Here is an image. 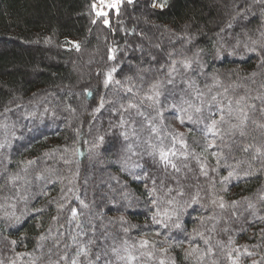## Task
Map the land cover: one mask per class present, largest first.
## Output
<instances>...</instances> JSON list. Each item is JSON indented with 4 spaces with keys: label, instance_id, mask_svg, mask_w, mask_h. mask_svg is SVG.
<instances>
[{
    "label": "trees",
    "instance_id": "obj_1",
    "mask_svg": "<svg viewBox=\"0 0 264 264\" xmlns=\"http://www.w3.org/2000/svg\"><path fill=\"white\" fill-rule=\"evenodd\" d=\"M92 3L0 0V141L4 142L0 186L19 174L21 197H26H16L10 201L14 207H8L3 195L14 196L11 186L0 195V264H50L61 252L73 254L74 247L65 248V244L74 246L89 239L95 241L90 245L93 252L102 247L109 250L97 263L127 264L110 252L117 247L126 255L127 247L139 257L131 264H158L163 248L168 249L170 262L191 264L185 250L194 229L210 243L205 245L198 235L193 243L201 250L213 249L212 254L203 253V264H233L229 255L238 254L244 264H264L261 160L251 162L238 153L237 158L244 161L241 174L224 184L221 179L228 175L227 167L209 171V179L200 175L195 159L171 157L181 171L166 169L159 160V148L171 147L175 134L200 154L203 125L185 117L184 123L179 120L183 130L178 131L170 122L166 108L180 103L179 77L175 96L167 85L162 90L159 114L148 102L140 104L147 85L161 76V66L167 71L168 54L178 58L189 48L201 51L203 71L198 75L197 69L194 76L201 88L206 80L211 83L210 75H216L225 85H240L238 92L247 89L253 96L264 95V67H258L261 57L243 47L244 43L252 46V40L264 41L260 6L253 0H167L162 8H155L151 0L131 4L122 0L119 15L112 12L110 26L105 27L100 21L91 23ZM237 40L241 41L239 55L225 51L215 56L219 44L228 49ZM147 46L151 49L144 54ZM110 48L115 49L112 60L108 59ZM110 71L112 79L105 87ZM129 102L138 107L129 108ZM153 121L159 129L156 134L149 127ZM253 137L260 142L264 130L250 126L247 140ZM175 151L179 155L184 149L176 143ZM204 155L207 165L215 167L216 160ZM254 169L261 170L243 175L244 170ZM153 180L156 187L163 180L168 187L184 191L183 197H177L186 202L180 228L153 223L152 214L157 211L149 196ZM197 193L200 199L192 203ZM221 198L225 209L218 206ZM72 209L77 211L76 221ZM12 213L20 220L12 218ZM212 215L215 219H205L202 226L201 218ZM213 225L215 231H210ZM141 240L149 241L147 249H139ZM57 241L59 248L54 247ZM179 242L183 243L176 247ZM142 251L152 252L154 258L140 256ZM90 258L94 260V255Z\"/></svg>",
    "mask_w": 264,
    "mask_h": 264
},
{
    "label": "snow or ice",
    "instance_id": "obj_2",
    "mask_svg": "<svg viewBox=\"0 0 264 264\" xmlns=\"http://www.w3.org/2000/svg\"><path fill=\"white\" fill-rule=\"evenodd\" d=\"M129 4L133 0H127ZM122 0H93L91 5V10L93 13V19L91 23L93 25L97 24L98 21L102 22L105 27L110 26V14L112 11H115L119 15L121 8ZM253 4L259 5L261 9V16H264V0H253ZM155 7V4L153 5ZM163 7V4H161ZM251 10V6H249ZM242 14V13H240ZM231 25H229L230 27ZM264 26V25H262ZM223 31V29H221ZM261 36H264V32H261ZM251 39V38H250ZM190 42V41H189ZM241 46V41L237 40L234 45H231L230 48L226 49L225 44L221 43L215 50V56L219 58L221 54L225 51L229 55H239L237 51ZM78 50V45H76ZM243 47L249 53H256L261 57L258 67H264V41L252 40V46H249L247 43H244ZM115 49H109L110 55L108 56L109 60L114 59V56L111 53H114ZM170 62L167 65V71H164V66H161V76L153 80L149 85H147V91L142 94V99L140 104L143 105L145 102H148V106L152 107L154 110H157L159 114V108L163 106L162 101L160 100L161 95L163 94L162 90L165 88V85L169 86V93L173 96L176 95L177 88V78L179 77L180 81V103L177 105L173 104L174 107H178L181 123H184L185 117L188 121L202 124L203 127L200 129V133L203 135V145L201 146V153L197 154L195 150H190L187 142L182 136H177L173 134V141L171 147H161L159 148V160L167 169H171L179 173L181 171L180 167L170 159L171 157L183 158L184 160H189L190 158L195 159L200 168V175L209 178V171L216 172L220 167H227L229 169L228 175L221 179V184H224L225 181L229 180L232 177H238L241 172L240 168L244 161L237 158L238 153H243L248 156L251 162H254L258 159L261 160V169H264V137H262L260 142H255V137L253 141H248V130L251 126L253 130H264V95L257 94L253 96L250 94V90H245L243 92H238L236 89L240 85L229 83L225 85L218 76L213 75L211 83H204V87L201 88L197 81L194 79L196 70L199 69L203 71V63L201 61V51L192 52V50L186 49L179 54V58L176 57L173 53H169ZM112 71H115L113 69ZM191 73V75H190ZM206 75V74H205ZM255 75V73H253ZM112 79V72L107 73V78L104 81L105 87L108 86L109 82ZM119 83V81H117ZM264 87V85H261ZM206 89V91H205ZM222 89V90H221ZM127 91L132 92L133 89L129 88ZM136 93H134L135 95ZM259 101V104L256 102ZM129 108H137L138 106L129 102ZM140 115H144L143 112H139ZM123 123V121H122ZM153 134H156L159 129L155 127L154 121L149 124ZM239 136L240 139L236 140V137ZM179 143L181 148L184 149L183 152L177 153L175 151V145ZM4 145L0 144V148H3ZM214 149L213 151H210ZM207 153L213 159L216 160L215 167H209L206 163ZM150 155H155V153H150ZM249 163L248 168L252 169L253 164ZM31 163V162H29ZM184 167L187 168L188 165L184 164ZM261 169H254L253 171L244 170L243 175L249 176L254 174L255 171H260ZM191 170V169H189ZM40 177L38 176L37 179ZM22 178L19 174L9 176L7 178V185L0 186V195L4 193V188L11 186L14 191V196L3 195L5 201H9L7 204L8 207H14L11 200L16 197H21L20 187L18 186V181ZM27 183V181H25ZM177 183H179V178L177 177ZM154 187L149 190V196L151 204L154 208L157 209L152 214V221L155 224H161L165 228L169 227L171 224L172 227L180 228V215L184 211L186 206L185 203H181L177 197H183L184 191L179 188L168 187L164 181L160 182V186L156 187V181L153 180ZM215 182H213V187ZM225 190H227L225 188ZM174 193V194H173ZM26 199V197H21ZM261 200L264 201V195H262ZM200 199L199 193L192 197V203L198 202ZM213 205L217 204L216 199L211 201ZM220 209H225V204L222 202L219 203ZM231 207L236 208V202H233ZM249 207L253 205L249 204ZM37 211H40L37 209ZM77 215L76 210L72 209V217L75 218ZM233 216L237 215L235 211L232 213ZM12 218L16 221H19L21 217L15 216V213L11 214ZM3 217H0L2 219ZM55 220L56 218L53 217ZM215 219V216H208L201 218V225L203 226L204 220ZM120 222L123 225L125 221L123 217L120 218ZM79 227V225H77ZM127 232V228L124 229ZM210 231H215V225H213ZM227 231V229H224ZM195 235L188 238L189 247L185 250V259L190 260L191 264H203V253L212 254L213 249L207 247L206 249L201 250L197 244L193 243L195 236L198 235L204 239V244L209 245V239L204 238V233L199 232L194 229ZM60 235H63L62 233ZM155 235L160 236V232H156ZM41 240H44L45 237L41 236ZM73 240L76 237H72ZM15 244V241L12 242ZM95 243L94 240L89 239L87 243L68 245L65 244V248L74 247L73 254L69 256L66 252H61L59 258L56 261H51L50 264H60V261H64L65 264H97L101 262L104 257L109 255V250L107 248H101L99 251L93 252V249L90 247ZM181 243H176V247H180ZM127 244V241H125ZM139 249H147L149 246L148 240L139 241ZM54 247L59 248V241L54 243ZM135 248L136 245L134 244ZM153 247L157 245L153 244ZM169 247H172L170 244ZM123 251L126 255H121V249L117 247H112L110 249L111 255L115 256L119 261H125L127 264H131V261L138 259L139 257L132 255L128 248L125 247ZM161 258L158 261V264H174V261L169 260L168 249H160ZM94 255V260L91 259ZM251 255V253H249ZM140 256H147L149 259L154 258L152 252L142 251ZM229 259L232 257L229 255ZM108 264H112L111 261ZM253 264H256L254 261Z\"/></svg>",
    "mask_w": 264,
    "mask_h": 264
},
{
    "label": "rangeland",
    "instance_id": "obj_3",
    "mask_svg": "<svg viewBox=\"0 0 264 264\" xmlns=\"http://www.w3.org/2000/svg\"><path fill=\"white\" fill-rule=\"evenodd\" d=\"M124 1H127V0H124ZM134 1V0H133ZM166 1L167 0H151V5L153 6L154 4H155V8H162L161 7V4H163V6H164V4L166 3ZM112 12H115V11H112ZM111 12V13H112ZM132 14V13H131ZM151 49V48H149L148 46L145 48V53L144 54H148V51ZM147 52V53H146ZM144 54H142V55H144ZM180 54V53H179ZM179 54H177V56H178V58H179ZM168 61H170V58H169V60ZM198 73V75H199V73L201 72L200 70L199 71H197ZM211 77L213 76V75H210ZM94 104V103H93ZM166 111H167V113H168V117H169V120H170V122H172L173 123V127H175V129L176 130H178V131H182L183 130V128L181 127V125H180V122H179V120L180 119H178V116L180 115L179 114V111H178V109H177V107H174L173 105H170L169 107H167L166 108ZM15 126H17L18 127V125L17 124H14ZM5 133V132H4ZM6 135H7V133H5ZM4 136V135H3ZM0 144H4V142L3 141H0ZM230 180V179H229ZM73 205L77 208V206H78V203H73ZM76 213H77V211H76ZM73 218V217H72ZM73 221H76L77 220V215H76V217L75 218H73L72 219ZM73 224H74V222H73ZM77 224H74V226H76ZM239 255V254H238ZM238 255H236V256H233L232 257V259H231V261H232V263L233 264H244V257H242V258H239L238 257ZM97 264H102V263H97Z\"/></svg>",
    "mask_w": 264,
    "mask_h": 264
}]
</instances>
